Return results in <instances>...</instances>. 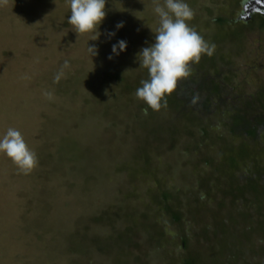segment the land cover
I'll return each mask as SVG.
<instances>
[{"label": "rangeland", "instance_id": "374dc122", "mask_svg": "<svg viewBox=\"0 0 264 264\" xmlns=\"http://www.w3.org/2000/svg\"><path fill=\"white\" fill-rule=\"evenodd\" d=\"M256 1L186 0L195 12L190 27L215 45L213 55L191 65L190 76L199 83L208 74H231V99L264 91V30L251 20L262 12H249L248 29L238 21ZM157 2L163 4L107 0L102 34L90 40L68 24L70 0H0V136L18 129L37 157L23 174L0 154V264L264 261L258 218L264 195L247 187L239 199L221 192L242 181L264 134L256 145L244 131L234 138L226 124L235 112L229 111L228 120H210L222 137L189 151L183 143L174 146L172 137L191 141L190 123L166 107L148 118L144 101L115 88L116 75L134 83L148 76L137 53L154 42ZM121 39L127 50L109 59ZM88 42L98 56L90 55ZM191 88L181 96L198 93L197 84ZM258 158L263 171L264 153ZM165 193L184 216L180 223L166 211Z\"/></svg>", "mask_w": 264, "mask_h": 264}, {"label": "clouds", "instance_id": "9594fccd", "mask_svg": "<svg viewBox=\"0 0 264 264\" xmlns=\"http://www.w3.org/2000/svg\"><path fill=\"white\" fill-rule=\"evenodd\" d=\"M107 0H70L71 15L68 24L77 34H91L92 39L101 36L100 27L107 11ZM154 13L159 17L154 42L142 47L137 53L140 67L147 69L148 79L141 81L136 97L152 110L159 111L167 106V96L177 87L179 80L191 75V65L198 63L202 55H213L215 45H209L204 38L189 25L195 15L186 0H163L157 2ZM124 23L116 25L122 29ZM116 31L110 32L115 37ZM127 41L119 40L112 45L109 59L127 50ZM90 55L98 56L96 45H89ZM69 66L65 61L64 67ZM0 154L6 155L23 174H28L37 164L35 153L29 148L23 134L15 128H8L0 136Z\"/></svg>", "mask_w": 264, "mask_h": 264}, {"label": "trees", "instance_id": "16d2710c", "mask_svg": "<svg viewBox=\"0 0 264 264\" xmlns=\"http://www.w3.org/2000/svg\"><path fill=\"white\" fill-rule=\"evenodd\" d=\"M241 2V1H240ZM253 23L255 21H259V28L261 30H264V14L263 13H254L251 18ZM219 21L224 23L225 20L223 18H219ZM239 22L244 23L245 29H248V26L250 23H248L245 19L240 18L238 20ZM251 21V22H252ZM210 66L215 65L216 58L209 60ZM202 67V66H200ZM230 72V71H229ZM206 75L203 79H200V82L195 80L194 77L189 76L186 79H181L180 83H184V86L179 85L173 91L171 95L167 96V106L166 108H170L171 112L173 113V117L178 119H183L184 121H187L188 124L190 123L192 125V130H190V134L188 135L189 139L191 141H185V139H175V136L172 137V143L173 145H178L180 143H183V147L185 146L189 151L193 149L198 150H205L210 146V141H212L215 138L222 137L221 133L222 131L219 130V127L215 125V123H212L210 120L214 116H220V120H222L224 117H226V114H228L229 111H234L235 114L229 118L226 117L228 120V124L226 126L231 130L232 136L234 138H241V133L239 131L247 132L248 135L251 136V139L254 140L255 145L259 141V137L264 134V91H261V96L254 97V96H237L234 99H231V92L234 91V87H232V75L228 74L224 77V72H218L217 76H211ZM116 90L121 88L123 89L124 93H130L136 94L137 89L140 87V81H143L145 79H148V76L145 79H142L141 77L136 80V83L134 81L130 80H124L123 75H116ZM140 80V81H139ZM124 81V82H123ZM179 82V81H178ZM123 84V85H122ZM192 84H197L198 86V93L196 94L194 92L193 95H183L181 96L182 91H192ZM179 89V90H178ZM181 91V92H180ZM192 93V92H191ZM256 96V95H255ZM142 105V112H146L149 114V117L158 118V114L160 113L161 109L159 111L152 110L150 107L144 104ZM167 110H164V115L166 116ZM221 114V115H220ZM223 118H222V117ZM136 117H141V112L139 111L136 115ZM264 136V135H263ZM184 138V137H183ZM171 143V144H172ZM258 150V151H257ZM259 152V153H257ZM264 153V147L263 143H260L259 146H255V156L251 157V164L250 161L247 163L249 166L248 169H246L244 172L245 176L252 177V175H257L258 180H261V178H264V173L259 170L258 165V155ZM254 158V165H253V159ZM154 167V165H151V168ZM253 168V169H252ZM240 170H244L240 169ZM238 171L241 172V171ZM216 172V171H215ZM245 176H239L242 178V181H248ZM156 179H159L158 176H153ZM261 177V178H260ZM248 178V179H249ZM161 181H159L160 183ZM230 186L225 187L221 192L226 197L231 196L234 198V194L241 193L243 188L245 186L240 185L239 181H230ZM250 188V187H249ZM229 192V193H228ZM209 194V193H208ZM163 198L165 200V209L169 214H172L174 217V221L176 223H180L181 220H183L182 215H180V210L178 206L169 201V196L167 193L163 195ZM163 200V201H164ZM221 206V204H219ZM223 206V205H222ZM259 220L261 221L263 227H264V214L259 213L258 216ZM185 234V233H184ZM197 235V233H195ZM194 236V234H193ZM195 237V236H194ZM73 239V237H71ZM187 240L185 239L184 244L187 245ZM260 241H264L263 239H260ZM73 243V242H72ZM195 244V243H194ZM197 244V243H196ZM76 246V245H75ZM163 246V245H162ZM159 245V247H162ZM77 247V246H76ZM189 247H187L188 249ZM80 248L77 249L79 251ZM152 252V251H151ZM190 258H185L184 262L185 264H191L188 260ZM155 263V261H152ZM177 264V263H175ZM251 264V262L246 263ZM252 264H264V261L261 262H255Z\"/></svg>", "mask_w": 264, "mask_h": 264}, {"label": "flooded vegetation", "instance_id": "af4514ba", "mask_svg": "<svg viewBox=\"0 0 264 264\" xmlns=\"http://www.w3.org/2000/svg\"><path fill=\"white\" fill-rule=\"evenodd\" d=\"M261 172L264 173V170L261 171ZM257 180H258L257 175H252V178L248 179V181H239V182H240V185L245 186V187H247L249 189V193H250V189H251L253 192H255V194H256V192L258 190V192L260 194H257V195H261V194L264 195V178H261L260 181H257ZM242 182L245 183V184H242ZM240 195H241L240 193L236 192V194H234V198L235 199H239ZM248 200H249V198H248Z\"/></svg>", "mask_w": 264, "mask_h": 264}, {"label": "water", "instance_id": "95a60500", "mask_svg": "<svg viewBox=\"0 0 264 264\" xmlns=\"http://www.w3.org/2000/svg\"><path fill=\"white\" fill-rule=\"evenodd\" d=\"M252 6L250 7L249 4L245 5V7H246L245 11L247 10L248 12L245 15H243V17H241V18H243V19L247 18V16L251 13V11L253 9H254V11H260V12L264 13V0H257L255 2V5H252Z\"/></svg>", "mask_w": 264, "mask_h": 264}]
</instances>
